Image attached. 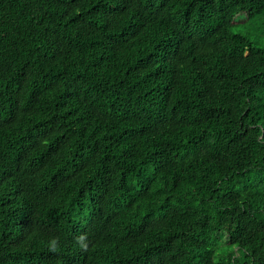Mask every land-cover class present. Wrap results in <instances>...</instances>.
I'll return each instance as SVG.
<instances>
[{
	"label": "trees",
	"instance_id": "trees-1",
	"mask_svg": "<svg viewBox=\"0 0 264 264\" xmlns=\"http://www.w3.org/2000/svg\"><path fill=\"white\" fill-rule=\"evenodd\" d=\"M257 20L0 0V264H264V47L235 31Z\"/></svg>",
	"mask_w": 264,
	"mask_h": 264
},
{
	"label": "rangeland",
	"instance_id": "rangeland-1",
	"mask_svg": "<svg viewBox=\"0 0 264 264\" xmlns=\"http://www.w3.org/2000/svg\"><path fill=\"white\" fill-rule=\"evenodd\" d=\"M245 18H243V21ZM236 32L251 39L256 47H264V21L257 20L252 24L241 25L235 29ZM220 239L223 244L229 243V238L225 233L220 234Z\"/></svg>",
	"mask_w": 264,
	"mask_h": 264
}]
</instances>
